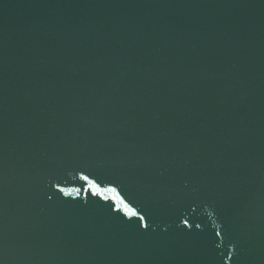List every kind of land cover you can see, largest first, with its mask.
I'll return each mask as SVG.
<instances>
[{
    "label": "water",
    "instance_id": "95a60500",
    "mask_svg": "<svg viewBox=\"0 0 264 264\" xmlns=\"http://www.w3.org/2000/svg\"><path fill=\"white\" fill-rule=\"evenodd\" d=\"M0 264H264V0H0Z\"/></svg>",
    "mask_w": 264,
    "mask_h": 264
}]
</instances>
